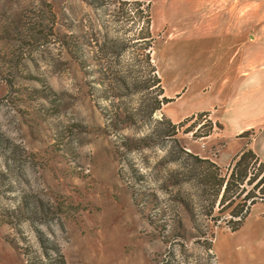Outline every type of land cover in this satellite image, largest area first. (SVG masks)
Listing matches in <instances>:
<instances>
[{
  "label": "rangeland",
  "instance_id": "374dc122",
  "mask_svg": "<svg viewBox=\"0 0 264 264\" xmlns=\"http://www.w3.org/2000/svg\"><path fill=\"white\" fill-rule=\"evenodd\" d=\"M159 1L0 0V264H264V182L242 221L190 155L209 118L159 102L193 92Z\"/></svg>",
  "mask_w": 264,
  "mask_h": 264
},
{
  "label": "crops",
  "instance_id": "0c3cea01",
  "mask_svg": "<svg viewBox=\"0 0 264 264\" xmlns=\"http://www.w3.org/2000/svg\"><path fill=\"white\" fill-rule=\"evenodd\" d=\"M159 2L162 19L173 22L170 41L186 34L191 43L192 99L182 102V83L169 91L163 87V96L169 98L165 103L173 97L180 101L170 116L182 118L203 111L211 125L202 147L193 145V153L211 161L214 171L225 170L221 192L232 169L230 181L236 191L243 190L244 196L251 191L255 198L264 182V177L259 179L264 173V0ZM169 13L177 16H166ZM157 70L160 75L158 64ZM243 150L249 153L233 167ZM245 184L249 187L243 188ZM246 197L249 207L242 221L251 211L260 212V206L254 208L253 199L250 202L251 196Z\"/></svg>",
  "mask_w": 264,
  "mask_h": 264
},
{
  "label": "trees",
  "instance_id": "16d2710c",
  "mask_svg": "<svg viewBox=\"0 0 264 264\" xmlns=\"http://www.w3.org/2000/svg\"><path fill=\"white\" fill-rule=\"evenodd\" d=\"M90 3L92 4L91 1H90ZM76 45H77V37L75 35H71V37L68 38L67 42H65L66 49L68 50L70 56L73 57L74 59H77V55H78L77 52H76V47H77ZM144 47H147V46H144ZM152 69H153L152 65L149 64V70H152ZM150 80H155V83H157L159 81L158 77L157 76H154V75L150 77ZM150 84L151 83L148 82L146 86H149ZM158 88H159V90L162 89V87H160V86ZM168 99L169 98H167V97H165V96L162 95L161 98H160V100H159V102H164V101H167ZM248 153H249V150H243L240 153L239 157L234 161L233 167L236 164L238 165L246 157V155ZM190 155L193 158L197 159V160L207 162L209 165L212 164V162L209 161L207 158H204V157L202 158V157L198 156L197 154H191L190 153ZM209 173H210L209 176L212 179H216L217 180V185L220 186L222 184V182H223V176H218L219 174L216 173L214 170H212V171L210 170ZM231 177H232V169L229 172L228 177L226 178V180H224V185H223V188H222V192L220 194V198L221 199H223L226 196V192H227V190H228V188H229V186L231 184V181H230V178ZM263 177H264V173L260 176L259 179H262ZM260 192H264V189L263 190H260ZM253 195H255V194H253L251 191H247L246 194H245V197L246 196H251V198H250V202H251L252 199H254L252 197ZM246 211H247V206H245V209L243 210V213H245ZM243 213H241V212L239 213V215H238V218L239 219L240 218L242 219V217L244 216Z\"/></svg>",
  "mask_w": 264,
  "mask_h": 264
}]
</instances>
